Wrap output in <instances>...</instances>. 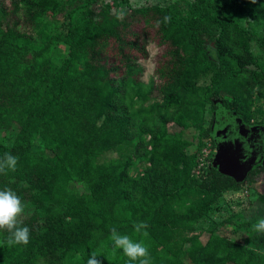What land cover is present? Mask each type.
Masks as SVG:
<instances>
[{
    "label": "trees",
    "instance_id": "trees-1",
    "mask_svg": "<svg viewBox=\"0 0 264 264\" xmlns=\"http://www.w3.org/2000/svg\"><path fill=\"white\" fill-rule=\"evenodd\" d=\"M48 1L0 0V128L16 123L19 127L11 143L0 141V157L4 153L16 157L15 170L5 168L0 180L18 172L27 178L35 174L49 179L40 164L35 173L28 168L34 162L32 139L41 132L67 146L57 150L60 159L82 164L88 157L91 191L69 204L67 213L78 218L72 226L65 222L51 234L42 233L37 216L51 217L42 213L22 224L29 229L26 244H9L5 231L0 263L84 264L94 252L99 264H125L127 258L115 259L118 250L111 248L109 229L114 227L145 244L150 264H185L172 245L158 246L161 234L168 237L191 229L224 191L237 187L236 177L264 172V159L248 172L230 174L210 168L195 176L194 156L184 154L181 164L172 163L171 156L186 142L169 134V124L191 119L202 128L210 98L191 99L189 91L211 73L216 76L213 96L221 98L211 106L215 123L220 107L235 110L246 122H264V0H167L139 7L130 0H110L97 14L95 1L83 0L82 6L91 3L72 16L65 32L57 26L48 29L35 11ZM115 2L119 4L113 7ZM257 26L263 27L262 32H257ZM252 41L260 48L258 53L251 49ZM60 42L69 49L58 64L49 55ZM151 42L158 44L160 52L154 79L145 83L139 60L148 57ZM72 85L81 90L79 95L71 96ZM81 107L103 121L97 124L83 112L80 118ZM78 124L91 143L89 150H74L66 135L67 125ZM127 143L133 148L126 158L94 160L96 153ZM134 158L143 168L131 175ZM217 160L221 163L218 156ZM16 180L0 182V187H13L20 183ZM165 182L172 184L170 190L162 186ZM143 185L148 187L146 192L141 190ZM121 210L128 219L107 226ZM136 222H143L145 228L133 232ZM259 235L256 242L264 248V232ZM230 243L213 235L192 260L195 264L219 260L264 264V252L246 247L231 250Z\"/></svg>",
    "mask_w": 264,
    "mask_h": 264
},
{
    "label": "rangeland",
    "instance_id": "rangeland-1",
    "mask_svg": "<svg viewBox=\"0 0 264 264\" xmlns=\"http://www.w3.org/2000/svg\"><path fill=\"white\" fill-rule=\"evenodd\" d=\"M79 1L83 0H49L42 7H37L35 11L46 21L48 29L57 26L58 31L65 32L72 16L79 14L81 10L91 3L89 2L82 6L81 3L79 4ZM94 1L92 6L94 13L97 14L103 8V3L110 0ZM166 1L130 0V4L133 7H139L147 4L164 3ZM117 4L116 2L113 3V7H116ZM68 12H72V14ZM262 30V26H257L258 33L262 32ZM82 34H84V30ZM250 46L254 53L260 51L255 41H252ZM147 48L149 51L148 57L139 60L144 67L141 79L145 83H149L154 79L156 58L160 52V48L156 42H151ZM68 49L67 43L60 42L53 47L49 56L54 62L61 64L63 58L68 54ZM44 59L48 60V58ZM78 59V55H76V63H78ZM249 67L255 68L254 65H249ZM215 82L216 76L211 73L206 78L199 80L196 86L189 91L191 99L210 98L203 111L204 124L202 128L197 127L191 119H187L184 123L180 124H169V134L186 142V145L182 146L178 152L171 156L172 163L181 164V157L184 154L194 156L196 163L192 169V174L195 176L204 175L210 168H217L223 173L226 172L217 160V147L210 130L211 126L215 124V110L211 106L213 103H218L221 100L220 97L213 96ZM80 92V89L78 91L72 85V97L79 95ZM82 112L97 124L103 121V118H97L95 112L90 114L89 109L84 107L79 108L80 118H84ZM256 118L255 116L253 120L255 121ZM6 126L0 128V141L11 143L19 127L17 123ZM53 126L55 127V124ZM41 128L43 129V127ZM65 132L68 138L72 139V148L74 150L86 151L91 148V143L85 138V135H81L82 131L79 124L76 127L67 125ZM132 148V143H127L113 151H101L96 153L94 160L97 163H104L111 157L122 156L126 158L132 151ZM61 149L67 150V146L65 144L63 146L62 144L58 145L55 141L53 142V139L45 137L41 132L37 133L34 139H32V149L30 151V158L34 162L28 168L30 172L35 173L38 171V165L40 164L49 174V179H41L35 174L31 178H27L24 173L18 172V175H2L4 180H0L5 185L15 183L16 179H19L20 183L8 188L16 191L24 205L23 213L18 216L21 224L27 223V221L33 219V216L42 215V213L44 215H51L47 220L43 216H37L38 223L42 227L41 232L47 234H51L52 229L56 226L64 227L65 222L70 226L76 223L78 218L71 213H67L69 204L74 203L75 198L88 195L91 191L88 179L93 174H90L92 167L88 164V157L82 164L73 163L68 158L60 159L58 157L57 150ZM142 168L141 162L134 158L130 166V174L141 172ZM3 171H0V174H3ZM236 181L237 187L224 191L217 201L210 206L207 213L191 229L175 231L168 237H164L161 234L157 240L158 246L172 245L173 250L185 264H195L192 260V255L195 256L203 247L208 245L213 235L229 239L231 242L229 249L231 250L246 247L253 251L264 252V248H260L256 242V239L260 237V232L254 231L251 227L258 218L264 217V172L255 174L246 173L245 176L236 177ZM165 185L168 187V190L172 187V184L169 182H165L162 186ZM141 190L146 192L148 190L147 185H143ZM175 206L173 205L172 207ZM124 213L125 211L121 210V213L117 214L113 219L108 220L106 225L109 226L127 220L128 217ZM93 219L102 220V217L95 216ZM3 233L6 234L5 231H0V248H3L6 243L3 239ZM121 255L122 253L118 250L114 257L117 259ZM0 264L9 263L6 261ZM211 264L235 263L219 260Z\"/></svg>",
    "mask_w": 264,
    "mask_h": 264
},
{
    "label": "clouds",
    "instance_id": "clouds-1",
    "mask_svg": "<svg viewBox=\"0 0 264 264\" xmlns=\"http://www.w3.org/2000/svg\"><path fill=\"white\" fill-rule=\"evenodd\" d=\"M168 17H164L167 23ZM16 157L4 153L0 157V171L5 168L15 170ZM24 211V205L16 191L8 187L0 188V231L7 232V242L12 245L26 244L29 239V229L26 225H22L18 216ZM254 231L264 232V217H260L251 225ZM145 228L143 222L133 224V232H140ZM110 244L113 251L119 250L126 257L125 264H150L147 247L140 241L131 238L126 233H120L116 228L109 229ZM97 255L91 252L84 264H99L96 259Z\"/></svg>",
    "mask_w": 264,
    "mask_h": 264
},
{
    "label": "water",
    "instance_id": "water-1",
    "mask_svg": "<svg viewBox=\"0 0 264 264\" xmlns=\"http://www.w3.org/2000/svg\"><path fill=\"white\" fill-rule=\"evenodd\" d=\"M213 134L217 156L230 172H248L264 159V122H246L235 110L220 107Z\"/></svg>",
    "mask_w": 264,
    "mask_h": 264
},
{
    "label": "flooded vegetation",
    "instance_id": "flooded-vegetation-1",
    "mask_svg": "<svg viewBox=\"0 0 264 264\" xmlns=\"http://www.w3.org/2000/svg\"><path fill=\"white\" fill-rule=\"evenodd\" d=\"M256 123V122H255ZM220 159V158H219ZM220 162H221V160H220ZM222 163V162H221ZM220 163V165L224 168V165H223V163L221 164ZM257 166H259V164L257 165ZM257 166H255V167H257ZM225 170H226V172H228V173H230V174H232V172H230L228 169H226V168H224Z\"/></svg>",
    "mask_w": 264,
    "mask_h": 264
}]
</instances>
